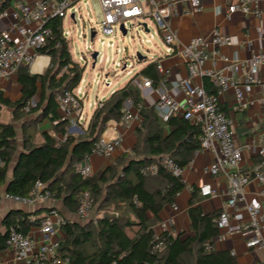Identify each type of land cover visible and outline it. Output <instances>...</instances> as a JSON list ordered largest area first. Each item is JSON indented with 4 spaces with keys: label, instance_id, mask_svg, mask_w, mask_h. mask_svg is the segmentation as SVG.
Masks as SVG:
<instances>
[{
    "label": "trees",
    "instance_id": "16d2710c",
    "mask_svg": "<svg viewBox=\"0 0 264 264\" xmlns=\"http://www.w3.org/2000/svg\"><path fill=\"white\" fill-rule=\"evenodd\" d=\"M21 0H0V15ZM48 27L53 38L39 53L51 58L50 68L42 75H32L29 67L19 69L17 78L22 87V99L12 102L0 93V118L4 107L14 111V119L22 120L35 115L34 123L49 120L53 131L66 140L51 134L44 143L35 145L32 136H26L24 150L14 164L12 179L8 173L17 154V130L12 124L0 120V189L9 183L8 195L28 198L37 182L45 185L51 200L61 201L71 213L77 214L84 193L94 201V209L105 215L90 224L79 225L66 220L61 230L64 238L60 254L70 264H238L228 251H215L213 240L219 236L216 220L221 213L205 214L194 200L188 210L193 236L182 239L164 232L157 237L153 227L160 222V214L167 205L186 188L182 177H176L163 164L165 158L180 168L187 167L202 149V130L180 115L162 122L154 109L140 111L142 125L137 130V144L130 154L117 158L100 176L82 177L75 167L91 154L111 121L120 123L125 102L135 105L143 102L141 90L131 79L122 89L102 101L103 107L95 111L88 129L82 136L67 133L69 120L61 117L57 98L67 90L76 89L86 68L72 62L69 42L61 33L62 20H52ZM67 72L63 71L67 69ZM63 73V74H62ZM138 76L150 79L158 88L162 80L157 62H150ZM209 95H217L218 88L204 79ZM41 88V89H40ZM41 91L37 107L26 112L27 104ZM168 129V131H167ZM157 167V173L150 172ZM195 195V194H194ZM48 212L45 217L49 216ZM40 213L12 211L0 229L1 254L7 250V239L12 229L29 234L39 227ZM152 217H149V215ZM164 243V249L156 246Z\"/></svg>",
    "mask_w": 264,
    "mask_h": 264
},
{
    "label": "built area",
    "instance_id": "2783aa9c",
    "mask_svg": "<svg viewBox=\"0 0 264 264\" xmlns=\"http://www.w3.org/2000/svg\"><path fill=\"white\" fill-rule=\"evenodd\" d=\"M82 0H34L32 4H15L16 9L11 7L0 15V20L6 18L13 19V25L9 30L0 33V79H11L17 77L19 69L23 66L34 65L36 60L42 56L39 52L45 48L48 42L53 38L54 31L48 27L52 20H62L61 33L68 40L71 33L64 30L65 21L68 18L70 22L77 24V15L81 13L79 6ZM103 11V19L98 23L95 31V37L92 43L85 42V49L79 60H75L70 51L72 62L69 68L80 65V62L88 60L93 66V54L98 52L96 66H102L110 61L105 57L101 50L96 48V43L101 46L116 48L115 43L108 42L114 40L118 35H123L122 26L129 32L135 25L141 27L145 34L151 35L148 21H152L157 32L162 36L165 45L172 52V47H177L178 54L186 61L188 66V76L180 79L173 89H169L166 80V73L161 63L157 64L158 72L162 80L157 88L159 99L151 103L157 116L163 121L168 120L174 115H180L193 124L200 126L202 130V151L213 152L216 154V160L205 170L207 174L218 175L226 174L228 178V187L226 195L228 197L227 207L234 210H223L216 220L220 231L232 230L234 233L251 235L247 243L248 248H258L264 251V137L259 144L254 146L258 156L255 174L249 176L241 169L243 164V148L236 141L235 135L231 129L232 122L221 110L219 105V96L228 89H234L239 104H243L245 94L252 93L255 86H260L264 94V82L260 78V72L264 63V53L255 55L246 69V81L244 85L226 76L222 71L216 69H205L206 63L211 59L207 53L208 39L203 36L193 37L188 44H181L177 35L171 30L169 19L177 7L185 0H99ZM194 13H203V4L201 0H187ZM229 13L235 14H253L256 18L264 20V12L260 7V0H241L237 4L229 6ZM131 24V25H130ZM143 24H147L149 33H146ZM130 25V26H129ZM128 34V33H127ZM86 37V35H82ZM235 40L225 35L221 30L216 29L211 36V45L215 48L213 57H220L218 51L221 47H232ZM72 47V46H71ZM125 49H117V54L125 53ZM226 62L229 60L222 57ZM135 60L139 61L137 56ZM115 69L126 72L131 79L135 78L134 84L141 90H152L153 82L145 77L138 76L135 72V64L128 60H115L113 62ZM95 66V67H96ZM230 71H236L237 66L228 68ZM68 68L63 71L67 72ZM62 73V74H63ZM110 72L104 71L100 78L93 79L88 83L84 76L79 86L74 90H67L57 98L60 109L64 112H74L83 119L85 104L88 96L86 89L91 84L97 86L104 84L105 87H112V81L109 80ZM209 78L218 88L217 95H209L204 87V79ZM200 79L201 82L195 84ZM184 93L186 99L184 102L177 100V95ZM39 100L32 99L26 106L25 111L37 107ZM95 110L102 108V101L94 103ZM145 107L144 103L135 105L132 101L125 102L124 115L120 125L124 128H130L135 122H141L140 111ZM65 119V118H64ZM67 137L63 138V141ZM123 136L117 135L114 139L108 140L101 138L93 148L91 154L78 163L75 167L77 174L82 177H91L93 175L90 159L92 156L101 158H112L122 147ZM251 148V147H249ZM253 148V147H252ZM163 164L176 177H182L187 167L180 168L169 158H165ZM190 165V164H189ZM188 165V166H189ZM150 172L157 173V167H151ZM255 181L259 185L257 200L246 203L243 213L238 204L246 202V189L250 182ZM203 197L216 195V191L210 185L201 188ZM9 200L25 206H32L37 202L51 200V194L45 191V185L37 182L30 197L21 198L5 194L0 199ZM175 209L176 205L172 204ZM94 210V201L89 193H84L80 201L78 216L81 220H88ZM247 218V221L245 220ZM235 221L236 225L232 226ZM246 221V222H245ZM66 224V219L57 211H53L45 217L39 226L40 238H34L29 234H23L15 229L10 231L7 239V250L12 251L14 261L19 264H70L69 259H64L60 254L61 238L59 234L62 226ZM168 224H161V236L168 232ZM156 249L163 250L164 243L156 246Z\"/></svg>",
    "mask_w": 264,
    "mask_h": 264
},
{
    "label": "crops",
    "instance_id": "0c3cea01",
    "mask_svg": "<svg viewBox=\"0 0 264 264\" xmlns=\"http://www.w3.org/2000/svg\"><path fill=\"white\" fill-rule=\"evenodd\" d=\"M240 1L241 0H201L204 11L201 14H197L193 12L189 2L185 0L174 9L169 19V25L171 30L177 35L181 44H188L193 37L197 36L207 38V53L211 56V59L206 63L205 69L222 71L226 76L239 82V84L244 85L248 64L255 55L264 53V20L256 18L253 14L246 15L241 12L230 14L228 11L229 6L237 4ZM33 2L34 0H21L20 3L32 4ZM15 4L16 3H13L11 5V10L14 9ZM260 7L264 12V0H260ZM12 25V18L0 20V33L9 30ZM216 29L221 30L223 34L232 37L235 40V44L232 47L219 48L218 51L220 57L218 56L217 58L214 57L212 59V54L215 51V48L211 45V36ZM156 35L163 40L162 36L158 32H155V34L149 35V39H147L146 42H154L156 40ZM168 49L169 48L165 43L163 48L157 46V51L155 52L156 57L141 62V68L138 72L152 61L157 62V64L161 63L166 73L165 77L167 85L169 89H173L180 79H184L188 76V66L186 61L178 54L177 47H172V52L170 53ZM222 57L227 58L229 61L226 62ZM40 59L44 60L39 62ZM234 65L237 66L236 71H230L228 68H231V66L233 67ZM50 66L51 58L42 55L30 68V73L32 75H42L50 68ZM96 67L92 66L93 69ZM260 78L262 82H264V63L261 68ZM200 82L201 80L197 79L195 84ZM91 87L92 86L86 89L88 96L82 120H80V115L78 113H68L60 109L61 117L68 119L70 122L67 127V133L71 136L78 137L84 135L96 111L92 107L95 102L90 101ZM113 87L114 83L112 82V87L109 89H113ZM116 91V89H113L110 96ZM0 93L4 98L9 99L12 102L20 101L23 94L18 78L14 77L9 80L0 79ZM142 96L143 103L147 109H153L151 103L159 99L157 88L154 87L152 90L142 91ZM35 98L40 101V90ZM176 98L179 102H184L186 99L184 93L178 94ZM97 102H100V100ZM219 105L221 110L232 122L231 129L235 135L236 141L238 145L243 148V164L241 169L247 175L253 176L255 174L256 165L259 161L254 146H257L264 137V94L262 93L260 86H255L252 93L245 94L243 104L241 105L237 101L234 89L231 88L219 96ZM13 114L14 111L11 108L4 107L0 118L3 124L14 125L18 133L17 154L8 173L9 180L13 177V168L16 160H18L19 153L24 150L25 134L26 136H32V142L35 145L43 144L44 136L48 133L51 134L52 137L58 138V140H63V137L57 135L53 131V125L49 120L34 123L36 119L34 114L22 120H15ZM141 125L142 121L135 122L130 128H124L115 121L108 123L107 130L102 137L111 140L121 134L123 136L122 147L112 158L92 156L90 159L93 172L92 176L102 175L117 158L132 152L137 144V130ZM215 160L216 154L213 152L200 150L195 154L194 159L191 161L190 165L187 166L183 174L186 188L176 197L175 202L173 203L176 205V208L174 209L171 204L163 209L160 214V222L153 227L155 233L160 234L161 224L167 223L168 232L174 237L181 236L182 239H186L193 236L194 234L191 231V221L188 215L192 200H194L195 206H201L205 214L221 213L225 209L229 210L230 213H234L233 209L227 207V175H210L206 173L205 169L214 163ZM206 185H210L212 189L216 191V195L203 197L201 195V188ZM258 191L259 185L257 182H250L246 189V202L238 204V208L243 213L246 212V203L258 199ZM5 194L6 185L0 189V199H2ZM18 210L27 213L45 212L39 216L40 218L45 217L48 212L57 211L66 220L79 225L90 224L91 222L96 224V221L105 215L104 212L98 213L97 211H94L88 220H81L78 214L69 212L61 201L45 200L37 202L32 206H25L4 199L0 204V229H2V223L8 214L12 211ZM101 213L102 215H100ZM149 217H152V215L150 214ZM245 220L247 221V218ZM235 225L236 222L233 221L232 226ZM39 230V227H33L29 231V235L39 239ZM219 232V236L213 240V248L215 251L230 252L237 258L238 264H264V251L258 248H248L247 246V243L252 237L251 235L234 233L232 230H219ZM59 237L61 239L64 238L62 230ZM0 264L19 263L14 261L12 251L6 250L1 254Z\"/></svg>",
    "mask_w": 264,
    "mask_h": 264
},
{
    "label": "rangeland",
    "instance_id": "374dc122",
    "mask_svg": "<svg viewBox=\"0 0 264 264\" xmlns=\"http://www.w3.org/2000/svg\"><path fill=\"white\" fill-rule=\"evenodd\" d=\"M79 6L81 8V13L77 15V24L70 22L67 18L64 27L66 32L71 33L69 39L72 47L69 45V48L70 51L72 48L73 57L77 61L79 60V57L82 56V52H84L85 42L92 43L91 31L97 29L98 23L103 19V11L99 0H82ZM14 8L16 9L15 5ZM148 24L151 34H155L157 29L153 22L148 21ZM82 35H86V37H83ZM147 39H149V35L145 34L141 27L135 25L132 29H129L127 36L118 35L114 40H108L110 43H115L116 48L105 47L96 43V48L101 50L105 57H109L110 61L102 66L99 64L95 69L92 68V63L89 60L88 64L86 62H80L81 67L86 68L84 73L85 80L90 83L93 79L100 78L102 69H104V71L110 72L109 80L114 83L113 89H120L130 81L131 77L127 76L126 72L122 73L121 70L115 69L114 71L113 62L115 60H128L135 64L134 71L138 72L141 68V62L135 60L137 53H141L150 60L151 58L156 57L155 52L157 51V46L161 48L164 47L163 40L157 35L156 40L152 43L146 42ZM117 49H125L126 52L123 54H117ZM91 86L90 101L95 103H97L98 100H107L113 90L105 87L103 83L99 86L96 84H91ZM94 211L96 212L94 209L91 214H93ZM100 215H102V213Z\"/></svg>",
    "mask_w": 264,
    "mask_h": 264
},
{
    "label": "water",
    "instance_id": "95a60500",
    "mask_svg": "<svg viewBox=\"0 0 264 264\" xmlns=\"http://www.w3.org/2000/svg\"><path fill=\"white\" fill-rule=\"evenodd\" d=\"M143 27H144V29H145V31L147 32V33H149V29H148V26H147V24H143L142 25ZM122 32H123V35L124 36H127V30L122 26ZM95 31H93L92 33H91V38L93 39L94 37H95ZM137 58H138V60L140 61V62H144V61H146L148 58L147 57H145V56H143L141 53H137ZM97 57H98V52H96V53H94L93 54V56H92V58H93V67H95L96 66V62H97ZM72 131H73V129H72ZM15 170V168H13V171ZM8 186H9V183L6 185V193H7V189H8Z\"/></svg>",
    "mask_w": 264,
    "mask_h": 264
},
{
    "label": "bare ground",
    "instance_id": "6f19581e",
    "mask_svg": "<svg viewBox=\"0 0 264 264\" xmlns=\"http://www.w3.org/2000/svg\"><path fill=\"white\" fill-rule=\"evenodd\" d=\"M44 59H40V61L39 62H42Z\"/></svg>",
    "mask_w": 264,
    "mask_h": 264
}]
</instances>
